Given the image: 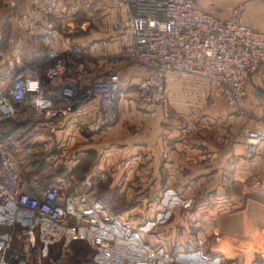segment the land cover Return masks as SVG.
Instances as JSON below:
<instances>
[{"label":"crops","instance_id":"1","mask_svg":"<svg viewBox=\"0 0 264 264\" xmlns=\"http://www.w3.org/2000/svg\"><path fill=\"white\" fill-rule=\"evenodd\" d=\"M8 1L0 0V58L5 66L0 88L11 85L12 65L25 64L43 78L51 62L46 56L50 49L67 58L69 54L83 59L85 83L114 68L121 70L115 101L118 118L96 134L87 129L94 101L69 116L63 126L34 116L27 107L0 118V137L15 154L24 190L38 195L45 186L56 185L62 193H85L108 206L112 201L117 221L97 233L114 237L119 250L117 260L111 261L105 249L91 244L88 228L68 229L45 219L38 220L28 233L29 222L24 224L13 213L20 211L4 196L0 264H18L11 259V251L21 250L28 235L34 246L25 264L66 260L85 264L89 251L95 249L96 264H199L215 256L236 264H264V141L248 154L244 134L233 142L234 129L230 128L218 143L217 106L226 121L244 127L257 123L217 100L201 76L177 78L173 73L165 80L166 106L154 118L148 117L134 92L145 69L127 65L117 44L123 19L117 0H19L14 7ZM194 3L222 19L237 9L241 23L264 34V0ZM71 22L77 29L73 34L68 33ZM40 61L45 66L38 67ZM67 76L74 78L76 73L70 70ZM184 91L198 96L195 101L201 114L206 113L214 124L212 130L199 125L188 138L190 146L184 135L188 125L171 108L175 104L172 95ZM244 102L249 112L264 110V62L249 77ZM189 197L193 204L186 209L183 201ZM186 212L194 217L190 227ZM68 242L71 252L63 253Z\"/></svg>","mask_w":264,"mask_h":264},{"label":"built area","instance_id":"2","mask_svg":"<svg viewBox=\"0 0 264 264\" xmlns=\"http://www.w3.org/2000/svg\"><path fill=\"white\" fill-rule=\"evenodd\" d=\"M19 0H9L14 7ZM123 19L117 44L126 64L145 69L135 84L134 92L144 113L154 118L167 104L165 80L168 73L177 78L199 75L211 88L215 98L228 107L243 112L246 84L264 62V34L241 23L237 9L225 19L198 9L194 0H117ZM74 23L68 33L76 32ZM51 60L41 78L36 74L18 75L7 91L0 88V118L13 116L20 107L32 110L36 117L52 120L58 126L86 103L95 102L87 124L96 134L118 118L115 101L121 88V70L114 68L90 78L87 83L85 65L64 57L56 49L47 51ZM73 71L76 77H68ZM264 141V110L256 127L245 131L244 148L255 152ZM60 185V181H57ZM0 194L5 195L23 215L34 216L28 223L31 233L38 220L58 225L72 221L77 227L94 231L93 244L108 248L114 237L97 233L113 226L116 216L100 199L85 193L67 194L56 185L44 187L38 195L24 190L20 184L14 152L0 139ZM34 246L28 235L21 250H12L13 262H27ZM133 264H148L137 261ZM204 264H236L215 256Z\"/></svg>","mask_w":264,"mask_h":264},{"label":"rangeland","instance_id":"3","mask_svg":"<svg viewBox=\"0 0 264 264\" xmlns=\"http://www.w3.org/2000/svg\"><path fill=\"white\" fill-rule=\"evenodd\" d=\"M0 52H2L1 46H0ZM68 59H71L74 62H80V61L83 60L81 58H74L73 56H70L69 54H68ZM3 63H4L3 62V59L0 58V78L2 77V75L4 73L3 70H5V66H4ZM37 66L41 68L42 66H45V64L42 61H40V62L37 63ZM30 70L31 69L28 68V66L25 65V64L24 65H20L18 67L15 66V65H12V71H11V74H10V79H13V78L17 77L20 74H22V75H26V74H36L34 71H32V70L30 71ZM36 75H39V74H36ZM5 87L6 86H4L3 88H1V91L2 92L4 91V93L8 89V87H6V88ZM205 95L206 96H209V94H207V93ZM173 98L175 99L174 100L175 101V104L172 105L171 108L174 109V114L176 112V114L181 115L180 118H182V116H183V119L185 120V125H188V126L185 127V133H184V135H185V139L188 140L187 143H186V145H189L190 146V144H192V143H191V139H188V138H192V136H194V134H196L195 132H197V130L199 128V125L202 124L203 125V128L212 130L214 128V124H212L211 120L208 119V117H207L208 115H206V113L205 114H201V110H199L200 109V105H199V103H197V101H195V99H197L198 96L194 95L193 92L192 93L187 92V91H184V92H181V93L178 92L177 94H173L172 95V99ZM217 100L221 101V99H218V98H217ZM221 112L222 111L217 106V113H216L217 114V120H216L215 128L217 129L218 143L220 141L219 139H224L221 135L224 134L223 131L226 130V129H230V128L231 129H234V132L231 135H232L233 142H235V141H237V137L238 136H239L238 139H241V137H240L241 135L240 134H244L246 130L252 129V128H255L256 127V125L254 127H244V125H242V124L240 125V123H238V122L233 121L231 123L230 121H226L224 118L220 117ZM224 112H226V111H224ZM262 112H263V110H261L259 113H256L255 114V113H252V112L247 111L246 108H244L243 112L235 111V114L238 115V116H243V118L244 119L246 118V120H248V121L251 120L253 123H257V121H260L261 120ZM0 128H1V126H0ZM0 134H1V131H0ZM236 134H238V135L236 136ZM1 137H0V139L2 140ZM243 146H244V144H243ZM244 151L246 153H248V154H251L246 149ZM4 196L5 195L0 194V204L1 203L4 204L6 202V199H4L6 196L5 197ZM201 196L203 198L205 195H203V193H202ZM110 203L112 205L113 202L111 201ZM117 203L119 205L120 204L123 205L124 203L127 204V202H120V201H117ZM105 204L108 205L106 201H105ZM183 204H184V206L187 209V208H189V207L192 206L193 201H191V199L189 197L188 199L186 198L183 201ZM111 205H109V209L111 210L112 213H114V211H116V209L115 208L112 209ZM13 208H14L13 206L12 207H8V209H10V211ZM12 211H13V213H15L16 216H19V215L21 216L22 222H25L24 224H27L28 222H31V221L35 220L34 216H31V215H27V216L26 215H23L20 212L18 213L17 210L15 211V209L12 210ZM193 218L194 217L192 215L191 216H188L187 215V212H186V217H185V219H186V225H188L190 227L191 224H192L191 220ZM63 225L67 226L68 229L71 228V227H74L76 229V227H77V226H75L73 224L72 221H69V222H67L66 224H63ZM94 233H95L94 231H91V233H90V235H91L90 236V241L93 240ZM91 244H93V243L91 242ZM70 247H71L70 246V243L69 242L66 243V245L63 246V253H68V252L70 253L71 252L70 251L71 250ZM94 247L95 248H98L96 245H94ZM118 250H119L118 243H116V241L114 240L113 244L110 247L105 248V254L109 255V259H111V261L112 260L113 261H116L117 260V254H118L117 251ZM95 251H96V249H95ZM95 251H94V253H93L92 250L89 251V253H88L89 259H88V261L85 264H96V261H95L96 260V254H95L96 252ZM125 251L127 252V250H125ZM141 256L143 257L142 254H141ZM138 257H140V254H139ZM205 261L206 260L202 259L201 261H199L200 262L199 264H204ZM25 263H27V262H24L22 264H25ZM61 264H68V261L66 260V263L64 261Z\"/></svg>","mask_w":264,"mask_h":264},{"label":"water","instance_id":"4","mask_svg":"<svg viewBox=\"0 0 264 264\" xmlns=\"http://www.w3.org/2000/svg\"><path fill=\"white\" fill-rule=\"evenodd\" d=\"M250 78H252V74L250 75ZM251 82L253 83V81L251 80ZM254 85V84H253ZM255 86V85H254ZM255 88L257 89V90H259L256 86H255Z\"/></svg>","mask_w":264,"mask_h":264},{"label":"trees","instance_id":"5","mask_svg":"<svg viewBox=\"0 0 264 264\" xmlns=\"http://www.w3.org/2000/svg\"><path fill=\"white\" fill-rule=\"evenodd\" d=\"M91 197H94V196H91ZM101 200V199H100ZM102 201V200H101ZM102 202H104V201H102ZM105 203V202H104Z\"/></svg>","mask_w":264,"mask_h":264}]
</instances>
